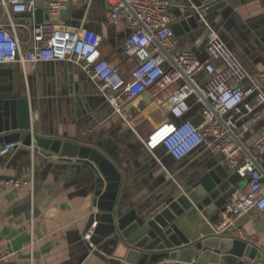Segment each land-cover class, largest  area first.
Instances as JSON below:
<instances>
[{
  "label": "crops",
  "instance_id": "obj_1",
  "mask_svg": "<svg viewBox=\"0 0 264 264\" xmlns=\"http://www.w3.org/2000/svg\"><path fill=\"white\" fill-rule=\"evenodd\" d=\"M41 2L45 11L46 0ZM171 3L174 25L194 13L188 0ZM206 9L201 10L205 13ZM109 17L107 0H93L89 6L74 1L60 16L51 18L44 12V21L100 34L102 57L118 66L128 78L134 66V61L124 53L130 30L124 24L112 25ZM204 18L249 72H264V3L247 0L238 7L228 4L204 14ZM199 23L197 27L178 29L176 37L181 49L204 60L208 55V31L201 19ZM4 68L15 72L13 96H27L31 109L38 114L36 126L40 134L90 146L106 155L124 173V202L129 208L143 211V215L158 206L162 194L192 173L224 166L220 155L214 156L204 148L182 161H175L163 147L157 149L156 157L147 152L141 139L172 118L151 100L143 101L146 93L126 107L132 113L129 125L114 112L87 75L68 62L28 63L25 67L13 64ZM9 82L8 78H0L2 84ZM252 100L247 99L242 108L247 118L252 114L245 108ZM186 118L201 122L196 108ZM245 120L246 117L241 118V122ZM263 123L264 119L245 133L248 144L253 145L260 137ZM17 143L20 146L3 159L0 157V178L21 182L18 187H0V248L13 252L18 264H131L124 260L122 247L115 250L110 242L95 246L94 234L93 249L85 240L92 225H99L94 219L97 210L93 208L89 167L79 162V157L51 152L41 155L24 146L23 141ZM261 163L264 165V156ZM238 187L246 188L241 183ZM225 225L226 221L217 229ZM263 225L264 214L252 211L241 217L236 226L252 236ZM149 264L189 263L164 259Z\"/></svg>",
  "mask_w": 264,
  "mask_h": 264
},
{
  "label": "built area",
  "instance_id": "obj_2",
  "mask_svg": "<svg viewBox=\"0 0 264 264\" xmlns=\"http://www.w3.org/2000/svg\"><path fill=\"white\" fill-rule=\"evenodd\" d=\"M74 1L89 6L93 0H46L44 12L49 18L60 16ZM107 3L110 23L124 24L130 30L124 53L134 61V66L128 78L118 66L102 57V37L97 32L85 28L70 30L52 20L38 22V0H0V68L68 62L87 75L114 112L129 125L132 113L126 107L142 94H148L156 107L172 119L141 139L147 152L155 156L157 149L163 147L175 161L186 159L200 148L220 155L226 168L248 182L228 202L226 225L217 233H230L264 250V225L252 236L236 226L241 217L252 211L264 214V123L253 145L244 140L245 133L264 119V72L248 71L218 32L207 24L202 8L194 6V13L188 17L199 15L207 27L208 55L204 60L180 48L173 29L171 0ZM249 98L253 100L245 109L252 115L247 118L242 108ZM194 108L201 118L199 123L186 118ZM242 117L246 120L241 122ZM30 120L32 126L38 121V114L32 109ZM20 144H4L0 157ZM10 184L18 187L21 182L0 178V187ZM96 226L95 222L85 236L92 249ZM0 264L18 263L13 252L0 248ZM250 264H264V260Z\"/></svg>",
  "mask_w": 264,
  "mask_h": 264
},
{
  "label": "water",
  "instance_id": "obj_3",
  "mask_svg": "<svg viewBox=\"0 0 264 264\" xmlns=\"http://www.w3.org/2000/svg\"><path fill=\"white\" fill-rule=\"evenodd\" d=\"M188 2V6L207 7L204 15L228 4L238 7L247 0ZM38 7V22H43L41 0ZM199 20V15H194L174 25L175 35L180 28L200 26ZM14 73L11 68H0V78L10 81L0 83V144L23 141L24 146L33 148V153L79 157L78 161L89 167L93 208L97 210L94 219L99 223L93 233L95 246L106 242L115 250L120 246L125 250L124 260L131 264L164 259H180L189 264H250L264 260L263 249L229 233H217L225 222L227 204L242 181L237 173L223 165L192 173L162 194L158 206L143 215V211L129 208L124 202V173L106 155L90 146L42 136L40 128L31 125L29 98L13 96ZM142 100L148 102L151 98L147 94Z\"/></svg>",
  "mask_w": 264,
  "mask_h": 264
},
{
  "label": "rangeland",
  "instance_id": "obj_4",
  "mask_svg": "<svg viewBox=\"0 0 264 264\" xmlns=\"http://www.w3.org/2000/svg\"><path fill=\"white\" fill-rule=\"evenodd\" d=\"M20 33L22 34V36H24V32L23 31H21ZM247 182H248V180L246 179V180L241 181L240 183L243 184L244 186H246Z\"/></svg>",
  "mask_w": 264,
  "mask_h": 264
}]
</instances>
